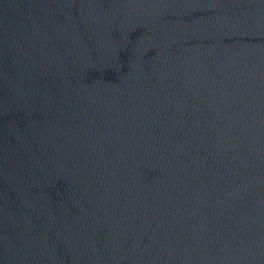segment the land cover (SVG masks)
<instances>
[{"label":"water","instance_id":"water-1","mask_svg":"<svg viewBox=\"0 0 264 264\" xmlns=\"http://www.w3.org/2000/svg\"><path fill=\"white\" fill-rule=\"evenodd\" d=\"M0 264H264V0H0Z\"/></svg>","mask_w":264,"mask_h":264}]
</instances>
